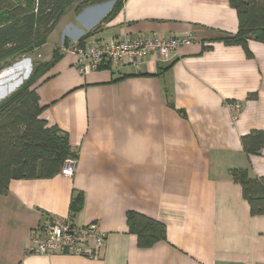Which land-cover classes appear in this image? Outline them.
I'll return each instance as SVG.
<instances>
[{"label":"crops","instance_id":"1","mask_svg":"<svg viewBox=\"0 0 264 264\" xmlns=\"http://www.w3.org/2000/svg\"><path fill=\"white\" fill-rule=\"evenodd\" d=\"M69 9L49 35L58 58L36 86L40 117L67 134L73 174L13 179L0 194V264H264V212L252 215L235 174L264 176V146L247 153L241 136L264 131V43L248 56L222 37L237 31L228 0H124ZM86 39L180 35L169 59L148 55L81 75L73 48ZM46 80L42 81V79ZM242 102L236 118L223 103ZM82 194L76 224L97 221V258L26 254L47 215L66 217ZM165 225V238L137 245L126 214Z\"/></svg>","mask_w":264,"mask_h":264},{"label":"trees","instance_id":"2","mask_svg":"<svg viewBox=\"0 0 264 264\" xmlns=\"http://www.w3.org/2000/svg\"><path fill=\"white\" fill-rule=\"evenodd\" d=\"M110 0H0V70L6 60L43 46L61 17L69 10ZM113 6L104 20L121 8L124 0H112ZM237 15V31L222 37L228 44L241 45L249 56L247 41L264 43V0H228ZM87 32L77 44H82ZM58 58L56 51L46 63L37 64L21 84L0 100V194H5L13 179L49 178L59 173L65 160L74 157L67 134L40 117L36 86ZM109 66V65H107ZM103 68V67H102ZM42 79V81L46 80ZM247 153L264 146V131L254 130L240 138ZM252 215L264 212V176L235 174ZM82 194L70 201L72 213L81 208ZM126 222L136 235L137 245L149 246L165 238L161 221L136 211H128Z\"/></svg>","mask_w":264,"mask_h":264},{"label":"built area","instance_id":"3","mask_svg":"<svg viewBox=\"0 0 264 264\" xmlns=\"http://www.w3.org/2000/svg\"><path fill=\"white\" fill-rule=\"evenodd\" d=\"M194 41L191 32L180 35H124L109 40L98 41L86 39L76 44L73 52L76 55V69L79 74L97 71L104 66H119L124 63L137 67L148 55H158L162 60L169 59L172 52L181 45ZM229 115L234 119L242 107V102L227 99L223 103ZM74 158H67L59 173L71 176L74 169ZM105 243V234L99 229L97 221L76 224L71 212L66 217L47 215L33 229L26 254L40 255H75L86 258H97Z\"/></svg>","mask_w":264,"mask_h":264},{"label":"rangeland","instance_id":"4","mask_svg":"<svg viewBox=\"0 0 264 264\" xmlns=\"http://www.w3.org/2000/svg\"><path fill=\"white\" fill-rule=\"evenodd\" d=\"M57 36L58 30L53 33L50 42L44 48L33 49L6 60L0 70V74H2L0 75V100L31 75L37 64L46 63L51 59L49 53H51V47H53V40H56ZM4 71H7V73H4Z\"/></svg>","mask_w":264,"mask_h":264},{"label":"bare ground","instance_id":"5","mask_svg":"<svg viewBox=\"0 0 264 264\" xmlns=\"http://www.w3.org/2000/svg\"><path fill=\"white\" fill-rule=\"evenodd\" d=\"M9 71V70H8ZM4 73H7V71H4ZM0 75H2V74H0ZM4 77V76H3Z\"/></svg>","mask_w":264,"mask_h":264}]
</instances>
